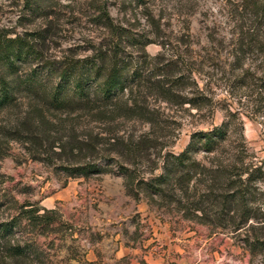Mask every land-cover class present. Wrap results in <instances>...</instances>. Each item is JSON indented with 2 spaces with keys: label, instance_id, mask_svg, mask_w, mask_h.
Segmentation results:
<instances>
[{
  "label": "rangeland",
  "instance_id": "374dc122",
  "mask_svg": "<svg viewBox=\"0 0 264 264\" xmlns=\"http://www.w3.org/2000/svg\"><path fill=\"white\" fill-rule=\"evenodd\" d=\"M260 1L0 0V36L33 42L42 59L20 72H40L43 91L53 82L44 65L114 51L142 76L116 100L89 108L54 109L43 93H19L0 110V224L12 229L5 241L30 246L20 264H147L117 257L112 235L135 245L155 230L164 238L152 246L166 251L168 264H264V247L250 243L255 229L264 235V219L238 229L232 212L219 221L222 205L206 197L216 164L264 165ZM174 70L179 81L162 75ZM223 122L218 146L192 154L206 168L181 187L186 171L165 160L193 133ZM83 163L98 169L80 177L64 170ZM161 175L168 182L152 188ZM25 204L49 222L27 219Z\"/></svg>",
  "mask_w": 264,
  "mask_h": 264
},
{
  "label": "trees",
  "instance_id": "16d2710c",
  "mask_svg": "<svg viewBox=\"0 0 264 264\" xmlns=\"http://www.w3.org/2000/svg\"><path fill=\"white\" fill-rule=\"evenodd\" d=\"M259 8L264 12V0L260 1ZM38 55L35 45L26 37L20 35L0 36V67L4 69L3 71L0 70V110L12 106L19 93L37 95L43 93L49 106L54 109L73 107L78 102L85 103L86 107L89 108L94 100H100L104 103L116 100L129 88L130 82L142 77L137 68L131 69L128 61L121 60L118 53L114 51L109 57H86L69 60L60 65L52 63L44 65V70L53 78V82L50 88H44L43 91L44 85L41 77H39L40 72L32 70L25 77L20 72L22 64L31 58L42 59ZM170 61L172 60L168 62ZM175 62L174 64L177 65ZM174 72L176 73L162 72V75L176 77L175 79L179 81V72L176 70ZM170 89L171 87L168 88V90ZM227 131L228 124L223 122L211 130L195 132L182 152L172 154L165 160L171 163L174 171H186L187 175L179 180L182 184L181 187L187 188L189 186L192 178L188 175L192 171L206 168L194 159L192 154L199 149H205L208 152L213 151L226 137ZM216 166L214 171L217 173L211 174L213 182L208 185L206 197L211 196L220 203L219 205H222L217 213L219 221L225 219L232 212L230 219L236 228L240 229L244 223L258 222L264 219V165L248 164L237 167L235 163L223 164L220 162ZM97 169L98 165L95 163H83L64 168L70 177L87 176ZM165 182H168L167 179H163L161 175L156 180V184L151 183L150 186L152 188L158 187V183ZM258 182L261 185L256 186ZM219 187L222 190L218 193L216 191ZM255 189L262 190L259 192L263 201L260 204L257 202ZM26 205L22 206L21 211L27 219L49 222L50 219L47 214H37V208H25ZM45 211L48 212V210ZM253 228L255 227L253 226ZM11 230L8 224H0V264H20L23 258L30 255V246H24L19 242L12 244L10 240L5 241L6 237L11 234ZM252 239V242L250 239L247 241L256 246L264 247V235H261L260 231L255 229Z\"/></svg>",
  "mask_w": 264,
  "mask_h": 264
},
{
  "label": "crops",
  "instance_id": "0c3cea01",
  "mask_svg": "<svg viewBox=\"0 0 264 264\" xmlns=\"http://www.w3.org/2000/svg\"><path fill=\"white\" fill-rule=\"evenodd\" d=\"M144 216L145 215H143V217ZM153 236L155 237L153 238ZM126 238L127 237H125V235L119 231L115 232L112 235V239L117 243V247L115 250V254L117 255V257L121 258L130 253L143 257L144 261L147 264H168L164 258L166 251H161L158 249V247L152 246L153 241H162V239L164 238V235L162 233H159L158 230H155V232H152V234H144L142 243L140 241H137L135 245L133 243H131L130 245L126 244L125 241H128ZM178 240H180V238L177 235H172V237L168 240V243L173 244L176 251H178ZM167 250L168 255L173 251L172 249H170V247Z\"/></svg>",
  "mask_w": 264,
  "mask_h": 264
}]
</instances>
